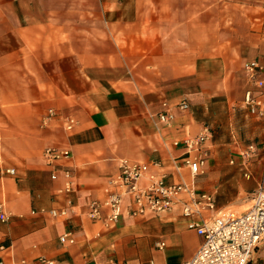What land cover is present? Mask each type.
Returning a JSON list of instances; mask_svg holds the SVG:
<instances>
[{"label":"crops","instance_id":"0c3cea01","mask_svg":"<svg viewBox=\"0 0 264 264\" xmlns=\"http://www.w3.org/2000/svg\"><path fill=\"white\" fill-rule=\"evenodd\" d=\"M252 59L264 68V0H0V205L9 213L0 221V264L188 260L202 238L180 202L134 216L124 198L110 225L106 211L90 219L87 204L106 197L120 158L210 194L214 208L203 219L247 204L264 184V136L248 143L258 152L247 177L237 124L239 112L252 114L244 95L256 89L243 71ZM49 110L55 116L46 121ZM165 111L168 122L159 117ZM65 116L75 119L69 131ZM201 133L204 165L192 176L183 161L195 152L182 141ZM231 145L220 159L221 146ZM49 146L72 153L62 161L71 192L61 172L50 177ZM65 232L74 243H60ZM249 264H264V240Z\"/></svg>","mask_w":264,"mask_h":264},{"label":"built area","instance_id":"2783aa9c","mask_svg":"<svg viewBox=\"0 0 264 264\" xmlns=\"http://www.w3.org/2000/svg\"><path fill=\"white\" fill-rule=\"evenodd\" d=\"M243 71L256 89V92L248 89L244 101L250 107L252 114L264 119V68L258 60L252 59L243 64ZM179 106L186 109L188 103L181 100ZM54 116L55 112L49 110L44 119L48 121ZM159 117L162 121L168 122L172 115L165 111L161 112ZM74 125L75 119L72 116L64 117L65 130L73 129ZM206 138V134L201 133L195 138H186L182 141L187 150L195 152V155L183 161L192 176L200 173L204 165V157L199 152ZM174 144L178 145L179 142L175 141ZM257 152L258 146L255 144H249L241 151L247 177L250 176L249 161ZM43 156L46 165L51 168V179H57L61 172L65 179L63 190L71 192L72 172L68 166L62 165L63 160L72 157L71 151L67 148L49 146L45 148ZM8 172H13V169H9ZM109 183L110 191L106 197L102 200H91L86 210V215L90 219H98L103 211H106L107 225L115 223L121 216L124 198L129 199L127 212L134 216L166 213L171 211L176 203H181V211L187 219V227L202 238L193 255L182 264H249L256 249L264 240V184L262 183L252 192L250 204L244 211L240 213L220 211L206 219L202 218L203 212L214 208L210 194L204 192L197 195L194 188L183 180L166 183L163 176L150 170V164L120 158L118 172ZM39 213H48L57 217L65 216L67 211L64 208L50 210L41 208ZM195 216L200 219H193ZM8 218L9 213L3 205H0V221H6ZM59 241L62 244H72L75 239L71 233L65 232L59 236ZM158 246L161 248L163 243ZM1 249H3L2 245H0Z\"/></svg>","mask_w":264,"mask_h":264},{"label":"rangeland","instance_id":"374dc122","mask_svg":"<svg viewBox=\"0 0 264 264\" xmlns=\"http://www.w3.org/2000/svg\"><path fill=\"white\" fill-rule=\"evenodd\" d=\"M251 115H246L242 111L237 114V120H238L237 124L241 126V138H242L241 142L244 145L248 144L251 141H257L259 137L264 136V122L262 120L261 121L253 120ZM221 118L223 120V117ZM222 133L223 132H220V134ZM247 146L244 147V149H246ZM234 149H236V147L234 146L232 147V145L230 147L227 146L225 149H222V146H221V149H219V152L217 154L219 155L220 159H227L228 156L232 152H234L233 151ZM244 149H242L241 151H243ZM249 204H250V201L240 208L231 207V208L222 210L221 212L240 213L244 211L249 206Z\"/></svg>","mask_w":264,"mask_h":264}]
</instances>
